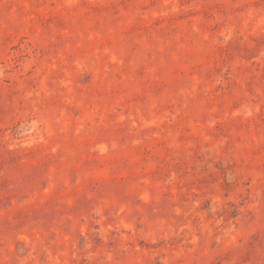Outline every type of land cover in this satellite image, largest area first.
Returning a JSON list of instances; mask_svg holds the SVG:
<instances>
[{
	"label": "rangeland",
	"instance_id": "374dc122",
	"mask_svg": "<svg viewBox=\"0 0 264 264\" xmlns=\"http://www.w3.org/2000/svg\"><path fill=\"white\" fill-rule=\"evenodd\" d=\"M0 264H264V0H0Z\"/></svg>",
	"mask_w": 264,
	"mask_h": 264
}]
</instances>
